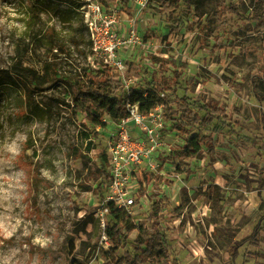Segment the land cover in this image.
Listing matches in <instances>:
<instances>
[{
	"label": "rangeland",
	"instance_id": "obj_1",
	"mask_svg": "<svg viewBox=\"0 0 264 264\" xmlns=\"http://www.w3.org/2000/svg\"><path fill=\"white\" fill-rule=\"evenodd\" d=\"M184 7L190 15L178 26L161 0H0V69L14 81L0 85V264H113L136 255L139 264H264V0H185ZM116 60L123 74L140 66L139 76L123 79L125 89L171 83L178 73L166 95L153 93L169 151L186 135L215 144L213 160L155 163L159 180L131 192L139 229L119 248L105 236L90 175L98 163L83 133L93 127L45 70L49 64L71 77ZM14 65L34 71L37 88ZM175 96L223 114L203 126L188 122L184 134L166 118ZM137 242L150 251L136 250Z\"/></svg>",
	"mask_w": 264,
	"mask_h": 264
},
{
	"label": "trees",
	"instance_id": "obj_2",
	"mask_svg": "<svg viewBox=\"0 0 264 264\" xmlns=\"http://www.w3.org/2000/svg\"><path fill=\"white\" fill-rule=\"evenodd\" d=\"M185 0H161V6L164 12L168 13V17L171 22L180 26L181 22H184L189 18L190 11L188 7L182 8ZM181 8L183 14L181 19H177L173 16L174 10ZM183 9V10H182ZM185 9V10H184ZM154 60H157L154 58ZM138 64H130L128 70L125 72V78H131L132 76H139ZM14 73L19 74L24 78L25 82L34 88H37V77L30 68L13 66ZM46 74L54 81H61L67 88V92L71 99L72 110L74 113H82L85 121L89 123L93 129L91 132L83 133V140L86 141V150H95V157L97 161V167L90 171L93 181L96 184V192L99 193L101 203L107 208L106 220L104 221V233L110 241L111 245L116 248L123 247L128 242L129 234L133 230H138L134 224L133 219L129 215V212L123 207L115 205L114 201L106 200L103 194V190L106 188L109 182V175L106 171L107 161L100 143L101 138L96 127H103L105 123L102 118L104 114H108L112 119L118 120L121 117L127 115V104L138 103L139 109L142 113H148L156 106V101L153 99V93H164V90H172L174 84L178 83L179 75L176 71L172 73V81L151 80L146 86H129L126 89L123 86L122 81L116 80V73L112 72L110 66H105L101 70L97 71H83L82 74H75L71 77L62 76L49 64L45 65ZM13 77L9 73V70L0 69V85L3 83L13 84ZM166 94H163V96ZM174 107L169 106L166 109V118L172 120L173 127L188 134L185 124L188 122L205 125L208 124L223 114L222 109L215 105L203 103L194 104L186 96H175L173 99ZM206 148H205V147ZM205 154L213 160L215 158V144L210 137H202L201 139L195 135L187 136L184 138L183 143L176 149H172L167 152L159 154L160 158L167 157L169 159L177 160V168L182 163H186L187 160L197 159L200 160L205 157ZM82 156V153L79 152ZM86 156V155H85ZM151 179L159 180L158 176L148 174H140L139 182H149ZM136 202V201H135ZM260 225L256 227L254 232L248 237L253 243H256V237L258 235ZM138 243V245H137ZM135 249L140 250L142 253H148V243L137 242ZM144 243V244H143ZM143 245L146 248H143ZM165 250L164 252H169ZM162 251V255L164 253ZM165 256V255H164ZM175 260V259H173ZM140 258L138 255L133 260L129 258H120L113 262V264H139ZM73 264H83L79 260L74 261Z\"/></svg>",
	"mask_w": 264,
	"mask_h": 264
},
{
	"label": "built area",
	"instance_id": "obj_3",
	"mask_svg": "<svg viewBox=\"0 0 264 264\" xmlns=\"http://www.w3.org/2000/svg\"><path fill=\"white\" fill-rule=\"evenodd\" d=\"M106 53L116 59L113 50ZM113 66L117 73L116 80L124 81V64L116 60ZM127 111V115L118 120L104 114L102 120L105 126L96 127V130L100 134L109 175L105 199L114 201L116 206L130 213L134 205L131 192L139 187V175L152 173L155 163L161 159L159 154L169 151L170 147L162 137L161 115L157 105L144 114L138 103H128ZM101 204L102 215H105L107 208ZM102 225L104 227V221Z\"/></svg>",
	"mask_w": 264,
	"mask_h": 264
}]
</instances>
